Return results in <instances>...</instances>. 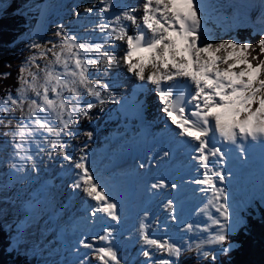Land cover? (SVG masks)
I'll use <instances>...</instances> for the list:
<instances>
[{
	"label": "snow or ice",
	"instance_id": "1",
	"mask_svg": "<svg viewBox=\"0 0 264 264\" xmlns=\"http://www.w3.org/2000/svg\"><path fill=\"white\" fill-rule=\"evenodd\" d=\"M102 2L107 10L111 0H102ZM85 11L92 12L93 9L89 7ZM133 12L135 9H128L115 16L112 23L117 27H110L108 23L99 26V31L105 33L103 44L92 43L87 39L78 42L81 40L80 37L64 32L61 26L54 33L60 39L59 51L55 50L56 44L42 47L40 43L33 42L30 45L33 49H40L41 58L51 53L54 59L48 60L43 68L36 64L37 71H31L28 69L37 57L29 56L24 67L20 69L21 87L17 89L18 95L14 98L9 92L5 97L0 98V111L7 114L9 102L23 112V101L29 100L27 93L31 91L35 95L27 105L26 116L20 118L21 121L31 120L33 127L22 123L16 129L13 141L18 136L20 142L15 143L14 155L21 160H31L32 157L28 155L27 150H24L23 145L32 141L33 133H38L40 130L49 134L56 133V139L51 141L54 148L60 142L61 132L68 129L67 134L71 135L69 125L73 117L87 116V109L95 107L94 104L88 103L86 108L80 111L82 95H90L101 104L105 102L102 92L107 91L108 85L102 84L99 80H91L89 67L95 66L97 72H106L111 68L114 56L108 51H102V48L104 44L109 43V37L115 36L116 40L126 41L122 61L127 65V70L140 81H148L156 86L159 99L163 102V111L171 122L178 126L179 134L198 142L195 151L199 155L196 159L204 172L203 179L196 180L195 183L207 186L201 191L211 192L209 204L217 208L223 217L222 222L209 213L212 224L218 225L219 230L203 243L223 244L228 239L226 231L230 212L228 206L219 203L226 197L225 189L217 187V181H223L225 176L210 167L209 157L222 158L224 153L220 148L209 147L208 137L209 133L215 130L224 140L232 144L249 138L253 141H264V59L260 58L264 56V32L255 44L241 43L235 39L211 43L202 32L199 0H145L143 16L140 17L142 24L137 16L132 14ZM122 20L131 21L136 25L134 35L128 34L121 23ZM257 50L258 55L253 56L252 52ZM89 53L97 54V58H87ZM101 58L103 67L100 66ZM238 65L243 67L234 70ZM57 66H62L63 71H58ZM25 70H28L30 80L22 75ZM8 75L9 73H0V77ZM180 80L187 81L192 86L190 101H185L183 90L188 84L180 86L178 83ZM97 85H100L99 89ZM65 91L70 94L68 100L64 98ZM50 94H54L55 99L50 98ZM186 103L194 104L190 116L185 114ZM41 112L44 115H41ZM53 118L59 121V128L52 126ZM2 120L3 116H0V121ZM43 139L48 140V137L45 136ZM37 146L39 147L38 142ZM39 150L44 149L39 148ZM22 151L23 155H21ZM60 151H63V147ZM65 159L71 160L72 157L65 153ZM84 160L86 157H81V162L75 163V168L82 170L79 181L83 184L78 181L73 187H83L84 193L98 202L99 207L93 210V215L103 212L113 220H119L117 205L109 200L102 189L97 191V184ZM11 167L19 171L22 165L13 163ZM33 167H35L34 162ZM162 185L163 181L153 184L152 187L158 188ZM172 187L175 188L176 185L173 184ZM167 206L171 207L172 201H168ZM147 215L145 213V216ZM172 218L175 219L174 216ZM186 227L190 230L192 225ZM140 228L146 245L154 246L158 252H167L170 257H180L182 249L176 243L150 238L143 231L146 228L143 223ZM112 232L113 229L109 228L106 234L98 239L106 241ZM84 246L93 248L92 244ZM222 250L227 251V249ZM95 251L102 264H120L117 251L113 247H100ZM143 255L151 259L153 252L145 249ZM203 255L208 256L209 253L204 252ZM212 258L215 259V256ZM162 264H175V262L173 259H166Z\"/></svg>",
	"mask_w": 264,
	"mask_h": 264
},
{
	"label": "rangeland",
	"instance_id": "2",
	"mask_svg": "<svg viewBox=\"0 0 264 264\" xmlns=\"http://www.w3.org/2000/svg\"><path fill=\"white\" fill-rule=\"evenodd\" d=\"M116 1L123 2L124 0H111L110 6H107V10H105L106 5L102 0H94L91 2L93 4L89 6L93 9L92 12H86L85 9L89 7H83L78 12L72 13L68 19L57 26H59L58 28L63 26L64 32L80 37L81 40L78 42H82L83 39H86L85 36H88L84 29L88 25H96L98 19L105 18V16L108 15L109 9L117 4ZM209 1L210 0H199L202 14V29L211 28L213 31H208L209 34L206 38L209 42L216 43L220 40L229 39H235L237 41L238 34L235 35V30L242 27H249L257 34L264 32V13L260 21L252 19L251 12L255 6L248 0H241L243 12L247 14V17H244L242 20H239L235 16V9L231 8L229 2L225 5L218 0V6H211ZM26 2V0H20L21 8L17 9L16 12L25 15L27 23L22 30L19 29L16 32L13 43H11V47L20 49L23 54L18 65L19 74L17 87L15 90L5 91L4 94L0 95V98L5 97L9 92L14 98L18 95L17 89L21 87L19 80L21 75L20 69L24 67L29 56L35 55L37 57L36 61L31 63L30 69H28L31 71H37L36 64H39L41 68H43L48 60L54 59L51 53L41 58L40 49H33L30 47L33 42L40 43L42 47H51L52 44H56L57 48L55 50L59 51L60 39L54 35L58 29L57 26L48 32L36 35L38 29L36 27L39 25L35 24L34 21V15L36 13ZM212 7L215 8V10H221V13H216ZM4 13H1L0 17ZM72 16L73 18L71 19ZM101 24L102 22L98 24L97 30H99V25ZM224 67H226V65ZM240 67L243 66L238 65L234 70H238ZM28 70H25L22 75L30 80ZM57 70L63 71L62 66H57ZM40 75L42 76L43 73L41 72ZM27 95L29 100L23 101V112L15 106H12L10 102L9 112L7 114L0 111V116H3V120L0 121V220L3 222L8 232V237L12 241V246L18 248L17 253L21 252L26 254L30 257V261L33 264H102L96 252L74 260L72 253H76L75 251L78 250L74 241H71L70 244L54 242L56 236H58L59 228L64 226L67 229L66 221L71 222L73 219L72 215L74 214L70 209L69 215L65 213L61 214L60 217L56 216V211L63 210L57 203L60 204V198H62L61 196L64 191L60 196H57V191L52 192L47 202H45V205L38 208L36 213L31 215L29 220L30 226L22 227L25 229L24 231L18 229L21 227L20 222L24 218L23 214L26 212V205L32 203L35 196H37L38 185L45 182L43 178L45 170L43 168L49 167V163L57 164L60 161L64 162L63 164L66 166L67 162L65 163V161L62 160L65 157L64 154L67 153L71 156L68 152V139H65V133H60V142L54 148L51 141L56 139V133L49 134L43 130H40L38 133H33L34 139L25 142L23 145L24 150H27L28 155L32 157L31 160H21L20 157L14 155L16 151L15 143L20 142L18 136L16 140L13 141L16 129L22 123H27L29 127H33L31 120L25 119L21 121L20 119L21 116H26L27 105L30 99L35 98L34 93L31 91H29ZM63 95L66 100L70 97V94L66 93V91ZM50 98L55 99V95L50 94ZM87 100H89V97ZM74 102L75 101H72V103ZM40 114L44 115L42 112ZM65 119H67L66 114ZM51 123L54 128L60 127L59 121L54 118L51 120ZM45 136L48 137V140L43 139ZM76 136L77 134L75 132L74 138H76ZM86 139L85 137H81L77 139L76 142L80 145V141ZM37 142L39 143V147L37 146ZM256 143L263 146L264 141L257 140ZM61 147H63V152L60 151ZM39 148H43L44 150L40 151ZM239 151L243 154V150ZM21 155H23V151ZM256 156L260 157L261 160L257 158L251 169L246 171L240 169L241 171H237V174H229L230 178L222 181L218 185V187L225 189L224 196L226 197V199L220 200L219 203L228 206L230 212L226 233L237 232L240 228H243V226H239L244 224L245 220L243 217L248 214V208L255 206V204H264V189L257 192L254 190L253 186L256 179L260 181L261 176H259L258 170H260L261 164L264 162V159H262L264 158V149L261 153H257ZM33 162L35 163V167H33ZM13 163H16L18 166L22 165L19 171L11 167ZM65 166H63V170L66 169ZM68 168L70 169V167ZM51 169L55 171L57 168L55 167L54 169L53 167ZM115 174L117 173L115 172ZM135 174H137V171ZM155 174L156 171L150 174L149 177L155 176ZM255 175L256 178L253 181ZM53 177L58 178L60 176L57 175L55 171ZM150 180L151 178L146 179L145 182L137 180V184L135 183V190L130 186V183L124 185L125 195L129 198H133L130 201L128 200L124 206V213L128 217V222L126 224L127 232L124 234L121 243L118 241V243L113 246L117 251L120 264H162V261L166 259H173L176 264L177 259L182 255L196 253L198 257L206 258L216 256L218 251H223L222 249L231 248L230 246L225 247L224 243H203L214 236L219 230L218 225L212 224L209 213L212 217L220 219L223 222V217L219 214L217 208L209 204V201L205 203L201 202L199 206L194 205L192 208L191 206L193 203L186 205L189 208H183L181 212L177 214L176 218L173 219L171 217L173 208L172 206H167L168 201H171V195H167V190L156 200L152 207L144 209L143 201L145 197L152 193L151 189L154 191L159 188L153 189L150 185ZM185 183L187 182L185 181ZM148 184L150 188H148ZM175 185L178 184L175 183ZM192 186L193 188L199 187L198 185ZM186 187L188 189L189 184H186ZM199 188L202 189L205 187L202 186ZM201 189L198 191H201ZM30 192H35L36 195H30ZM129 192H133V196H130V194H128ZM252 209L254 208H251V210ZM145 213L148 215L145 216ZM142 223L146 225L143 231L147 233L150 238L159 239L161 241L168 240L180 246L182 249L180 257H170L167 252H158L155 250L154 246L146 245L143 241L140 228ZM187 225H192V228L189 230L186 227ZM198 245L200 246L199 248L197 247ZM145 249L153 252L151 259L143 255ZM250 250L251 249L247 250L248 255L251 254ZM204 252L209 253V255L204 256ZM254 256L255 255H253V257ZM85 257L87 258L85 259Z\"/></svg>",
	"mask_w": 264,
	"mask_h": 264
},
{
	"label": "bare ground",
	"instance_id": "3",
	"mask_svg": "<svg viewBox=\"0 0 264 264\" xmlns=\"http://www.w3.org/2000/svg\"><path fill=\"white\" fill-rule=\"evenodd\" d=\"M10 1L11 0H0V14L5 10V7ZM26 1L36 13L34 15V21L35 24H39L38 27H36L38 28L36 35H40L50 31L51 29H54L57 25H61L62 22L68 19V17L72 13L78 12L83 7L91 6L93 4L91 2H93L94 0ZM217 1L218 0H210L209 4L211 6H218ZM248 1L255 6L251 12L252 19L260 21L264 13V0ZM219 2L224 3L225 5L227 2H229L231 8L235 9V16L239 20H242L244 17H247V14L243 12L241 0H219ZM116 3L117 4L115 6H112L109 9L108 15L105 16V18L98 19L96 25H88L84 29L88 34V36H85V38L89 42L103 44V38L105 36V33H101L99 30H97L98 24L102 22L108 23L110 27H117V25H114L112 22L114 21L115 16L120 15L125 10L135 9V12H133L132 14L136 15L138 21H140V17L143 16V4L145 3V0H124L123 2L116 1ZM212 9H214V11L218 14L221 13V10H215V8L213 7ZM72 18L73 16L71 17V19ZM121 23L128 31V34L135 26V24L127 20H122ZM58 27L59 26H57V28ZM208 31L213 32L211 28H205V30H202L203 34L205 36L207 35L206 37H208ZM108 39L109 43L104 44L102 51H108L114 56L111 68H109L106 72H97L95 66L89 67V72L92 74L90 76L91 80H99L102 84L108 85L107 91L102 92V98L105 102L103 104L99 103V101L93 102L91 100L92 96H88L87 94L82 95V97L80 98V111H83L88 103L94 104L95 107L87 109V116L78 115L73 117L72 122L69 125L71 135L67 134L69 131L68 129H65L64 132H61L62 134L65 133V139H68V152L69 154H71L72 159L68 160L65 159V157L62 159L65 161V163L67 162L66 166L63 164L64 162L60 161L57 164L55 162V164L49 163V167L43 168L45 170L44 173L46 174H43L45 182L43 184L38 185V188L40 186V189L38 190L39 193L37 192V198H43V203L38 206V208H40L41 206L43 207L45 205V202H47L52 192L57 191V196H60L64 191L63 195L61 196L62 198H60V204L57 203V205H59L60 207L66 205L67 207H64L63 214L66 213L67 215H69V210L71 209V211L74 213L73 215L75 216V219L76 216L78 217L80 215H84V213H80L76 209L77 205L78 207L80 206L78 204L77 199L80 198L82 200L81 204L87 203L91 207V217L88 218L89 223L86 225V227H80L79 223V225H77V230L71 231L74 233L72 237L66 234L65 232V234L62 233L61 236L59 233V236H56V239L54 241L55 243L64 242L70 244L71 241H74L76 239V241L74 242L78 250L75 252L82 253L84 256H86L87 254H94V252H96L95 249H98L100 247H113L116 243H118V241H120L121 243L122 238L125 234L124 230L126 228V223L128 221L127 216L124 215V206L128 201L127 195H125L124 193V185H126L131 180L134 181L133 185H135V183L137 184V180H139L140 178H148L150 174L156 171L155 175H162L160 179L156 182V184H158L163 181V185L160 187L171 186V184L169 183L170 179H172L171 183L181 185L182 187H180L179 190H173L171 192V200H173V197L175 195L178 196L176 201H172L174 213H179L181 209L185 207L189 208L186 205H190L195 201L204 202L206 200H210L211 198V192L205 193L202 191H198L192 186L198 185L199 187H207L206 185H200L195 183L196 180L203 179L204 172V169L201 166L200 162L196 159L199 153L195 151L190 157L184 155L185 149L195 150L198 142L194 141L190 137L181 136L179 134L180 129L178 128V126L171 122L170 118L163 111V104L160 101L156 100L154 94L150 91L147 94V100L150 105L148 107V119L146 126L152 121L156 123V126L151 131L143 132L142 140L147 141L146 143L151 144L152 146H146L143 144L138 145V143L136 144V142H133V144L136 145L135 148L130 149L129 151L124 152L121 156H119L116 164L111 165L103 172V180H101L100 182L94 180V182L97 184V191H100L102 189L104 194L109 198V200L117 205L116 210L117 214L119 215V220H113L111 217H109L106 213L103 212H97L95 214V217H93V210L99 207L98 202L92 199L91 197H88L86 193H84L83 187H73V185L79 181V178L77 177L76 173H78V171L80 170L75 168V163L77 162V158H79V156L81 155V152L84 151L79 147L78 143L76 142L77 139L85 137L90 141L88 147H91L90 145H96L97 139L100 137V134L103 133L104 129L107 128L109 125L108 123H104V120L102 119L106 115V108L113 103L115 98H117L122 93H125L126 89L129 87L130 84H132L135 80H139L127 70V65L122 61V57L124 55L123 51L126 47V41L116 40L115 36L109 37ZM87 58L95 59L97 58V54L89 53ZM100 66L103 67L102 58ZM224 66L225 65H221V67ZM147 71L148 70L146 69V72ZM115 83H117V87H114ZM99 87L100 85H97V89H99ZM88 97L89 101L87 100ZM192 109H194V104L192 106ZM188 111L190 110L185 109L186 115L189 113ZM89 119L91 121L97 119V126L93 127L87 124V121ZM169 123H171L172 126L168 128ZM75 132L77 134L76 138H74ZM89 133H91V135H89ZM215 136H219V133L217 131L213 130L209 133V147L220 148L223 152L224 149L222 148V145L217 142V138L215 139ZM177 140L184 141L186 144V148L179 152V155L173 161L172 164H167L165 161V159L167 158V151L170 145ZM81 142L83 141L81 140L80 143ZM261 147H264V145L259 146L255 141H252L250 138L248 140H240V142L236 145L235 153L233 155L225 156L227 154L226 152V154H224L222 158L210 156V167L213 168L214 171H219L225 176V179L223 181L228 180L230 178L229 174L231 175L235 171H239L240 169L242 170L244 167L245 169L250 167L251 164L254 163L255 153H257L256 151H261ZM158 149L160 150L159 153L156 152V150ZM239 150H243L244 155H241ZM235 159L241 160L243 162V166L240 167L239 165H236V163L234 162ZM188 162H191L193 167H191V165L188 167ZM63 166L66 167V169H64V172H66V174H63L62 178L61 176L58 178H54L53 175L55 174V171L57 172V174H60L62 171H60L59 169H63ZM53 167L54 169L55 167L57 169L54 171L53 169H51ZM68 167H70V169ZM173 169L177 171L186 170L188 171V174L184 176V178L176 180L174 179V175L177 173V171H173ZM136 171L137 174H135ZM115 172L117 174H115ZM259 176H264V165L263 167H261V172L259 173ZM50 180H52L51 184ZM185 181L187 183H185ZM79 182L81 183V185L83 184L82 181ZM221 182L222 181H217V186ZM186 184H189L188 189L186 187ZM263 184V182H260L258 179H256V182L254 183V190H260V186H262ZM170 189L171 187L168 190ZM75 192L76 196L67 201L68 197L72 196ZM30 195L34 196L36 195V193L30 192ZM76 200L77 204H75ZM120 200L122 201V204L119 203ZM33 202L26 205L27 209L23 215L27 218V220H30L31 215L35 214L38 209L37 208L35 210ZM95 203H97V205ZM22 223L25 224L24 227L30 226V221H28L27 225L24 222ZM67 225L69 226L70 223H67ZM20 226L21 227L19 229H22V231H24L25 229L22 228L23 226L21 223ZM61 228L67 230L64 226ZM109 228L113 229L112 235L109 237V239L106 241L99 240L98 237L104 236L106 230ZM78 229L82 230V233L80 235H78ZM75 234L77 235L74 239L73 237ZM83 234L86 235L85 240L83 239ZM85 244H92L93 248H86L84 246ZM73 259L75 260V256H73Z\"/></svg>",
	"mask_w": 264,
	"mask_h": 264
},
{
	"label": "trees",
	"instance_id": "4",
	"mask_svg": "<svg viewBox=\"0 0 264 264\" xmlns=\"http://www.w3.org/2000/svg\"><path fill=\"white\" fill-rule=\"evenodd\" d=\"M16 7L17 4L14 3L0 17V73H9L6 77H0V95L17 87L18 65L23 57L20 49L11 47L16 32L22 30L27 23L26 19L16 12ZM236 34H238L237 41L241 43L255 44L261 38V34L253 32L249 27L237 28ZM252 55H258V50L252 52ZM260 58L264 59V56ZM245 219L246 224L243 228L236 234L227 235L226 243H233L234 246L226 255L215 259H200L192 254L182 258L180 264H264V209H260L257 213L250 211L245 215ZM248 249H251L250 255L247 254ZM0 264H33L26 254L16 252L1 220Z\"/></svg>",
	"mask_w": 264,
	"mask_h": 264
}]
</instances>
